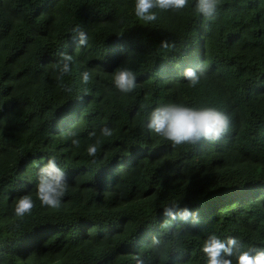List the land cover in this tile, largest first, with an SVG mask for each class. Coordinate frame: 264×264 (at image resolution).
<instances>
[{"label":"trees","instance_id":"1","mask_svg":"<svg viewBox=\"0 0 264 264\" xmlns=\"http://www.w3.org/2000/svg\"><path fill=\"white\" fill-rule=\"evenodd\" d=\"M135 4L0 0V264H207L211 235L239 239L242 251L264 248V0H220L215 19L189 0L179 11L154 9L152 23ZM61 53L73 57L63 78ZM121 67L136 75L131 93L115 87ZM188 67L204 70L195 87ZM169 103L216 108L230 129L174 147L147 127ZM49 160L68 183L58 208L36 195ZM24 195L35 207L19 217ZM171 205L199 223L162 228Z\"/></svg>","mask_w":264,"mask_h":264},{"label":"clouds","instance_id":"2","mask_svg":"<svg viewBox=\"0 0 264 264\" xmlns=\"http://www.w3.org/2000/svg\"><path fill=\"white\" fill-rule=\"evenodd\" d=\"M189 0H136L135 15L146 23L157 20L154 9L164 11H179L188 6ZM220 0H195L196 11L206 19H215ZM77 34L78 44L85 46L88 43V35L79 26L73 29ZM160 47L164 49L174 48V43L167 40L161 42ZM73 57L66 53H61L60 78L71 71ZM204 70L197 72L194 68L188 67L184 71V77L191 86L195 87L203 76ZM91 76L89 72L82 73L83 83L87 84ZM136 75L134 71L127 67L118 68L114 73L115 87L122 93H131L136 88ZM70 91V89H68ZM231 126V118L225 112L216 108H193L174 103L155 108L148 117L147 127L149 131L162 136L171 141L173 146L183 144H196L201 140L212 142L219 141L228 133ZM113 130L109 127L101 129V135L111 136ZM71 135L75 136V133ZM92 135H95L93 133ZM73 144L78 145L79 141L74 139ZM97 144L89 145L87 153L91 157L97 155ZM68 190L66 173L58 167L54 160L40 169L39 183L36 187V195L43 206L58 208L61 199ZM35 207L30 195H24L18 199L15 207V214L23 217L31 213ZM165 216L168 219L162 224V228H170L171 222H185L190 219L194 224L199 223V214L193 213L187 207L171 205L165 208ZM180 233H174L178 237ZM161 241L154 236L153 246L159 251ZM243 243L235 238L229 237L226 241L219 239L215 235L209 236L202 248L207 256V264H233L232 257L236 256L237 264H264V248H250L242 251ZM137 264H146L142 259L137 260Z\"/></svg>","mask_w":264,"mask_h":264}]
</instances>
